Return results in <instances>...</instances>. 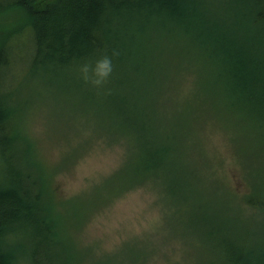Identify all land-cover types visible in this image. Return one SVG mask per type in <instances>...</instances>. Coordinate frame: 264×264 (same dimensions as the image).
Masks as SVG:
<instances>
[{
  "label": "trees",
  "instance_id": "obj_1",
  "mask_svg": "<svg viewBox=\"0 0 264 264\" xmlns=\"http://www.w3.org/2000/svg\"><path fill=\"white\" fill-rule=\"evenodd\" d=\"M169 50L192 60L206 77L212 96L204 89L206 108L222 113L230 129L235 121L248 123L264 143V0H0V264H80V258L93 257L72 242L70 225L60 226L50 169L18 130L15 89L22 93L30 82L52 88L56 104L69 100L72 116L91 114L109 138L131 140L118 173L120 193L149 181L161 193L178 191L182 201L193 199L191 180L178 187L173 181L177 143L171 145L170 138L176 121L159 126L144 92L154 80L149 92H165L160 82L168 80V71L158 65ZM260 143L253 144L258 155ZM69 201L60 209L70 207L76 228L85 200ZM241 201L264 213L263 192ZM172 208L182 215L176 204ZM217 218V225L209 219L205 234H221L213 264L256 262L249 238L241 247L234 235L224 237V225L237 218L229 219L228 212ZM99 260L106 263L101 255L92 264Z\"/></svg>",
  "mask_w": 264,
  "mask_h": 264
},
{
  "label": "rangeland",
  "instance_id": "obj_2",
  "mask_svg": "<svg viewBox=\"0 0 264 264\" xmlns=\"http://www.w3.org/2000/svg\"><path fill=\"white\" fill-rule=\"evenodd\" d=\"M163 59L158 66L168 71V80L160 82L165 92H149L156 80L149 81L144 92L151 96L159 126L170 128L176 121V136L170 138L171 145L177 143L173 181L176 187L184 180L193 182L191 200L182 201L178 191L161 193L158 184L149 181L145 187L120 193L123 185L118 173L130 148L129 138L122 139L120 134L109 138L91 114L80 116L75 111L72 116L69 100L51 101L52 88L33 81L22 93L15 89L14 100L21 105L18 130L34 146L43 167L50 169L57 192L51 194L52 207L60 226L70 225L72 242L92 252L93 257L80 258V264H92L101 255L104 264H213L215 242L221 234L205 237L207 224L211 219L217 225V217L228 212L229 219H237L229 227L224 225V237L234 235L233 240L243 241L241 247L249 238L258 254L253 264H264V213L241 201L249 193L263 192L264 197L263 134L240 120L230 123V129L222 113L205 107L211 93L206 77L192 60L178 57L172 50ZM259 143L260 155L253 146ZM76 196L85 202L74 228L70 207L60 208L62 202L70 203ZM220 197L226 199L222 201L225 205H218ZM174 203L182 215L174 213ZM19 264L26 263L20 260Z\"/></svg>",
  "mask_w": 264,
  "mask_h": 264
}]
</instances>
